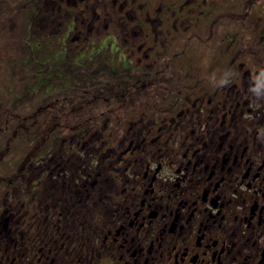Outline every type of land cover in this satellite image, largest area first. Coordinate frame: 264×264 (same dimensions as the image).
<instances>
[{"label": "flooded vegetation", "instance_id": "obj_1", "mask_svg": "<svg viewBox=\"0 0 264 264\" xmlns=\"http://www.w3.org/2000/svg\"><path fill=\"white\" fill-rule=\"evenodd\" d=\"M14 16L47 97L0 160V264H264V0Z\"/></svg>", "mask_w": 264, "mask_h": 264}, {"label": "trees", "instance_id": "obj_2", "mask_svg": "<svg viewBox=\"0 0 264 264\" xmlns=\"http://www.w3.org/2000/svg\"><path fill=\"white\" fill-rule=\"evenodd\" d=\"M18 11L20 8L13 5L14 14ZM37 65L33 50L27 46L24 25L19 23V19L14 16L11 27L5 22L0 24V160L20 163L23 156L27 155L24 152L25 144L33 143L37 136L36 127L27 126L24 119L25 114L36 109L34 105L37 102L33 101H38L29 91L32 90L40 99L47 97L42 92L44 78L42 82L38 79ZM7 74L11 75L10 81H18L20 86L26 80H29L31 85L25 91L13 87L9 89V93L6 88L10 85L6 81ZM5 81V86H2ZM3 94L7 95L6 99Z\"/></svg>", "mask_w": 264, "mask_h": 264}, {"label": "rangeland", "instance_id": "obj_3", "mask_svg": "<svg viewBox=\"0 0 264 264\" xmlns=\"http://www.w3.org/2000/svg\"><path fill=\"white\" fill-rule=\"evenodd\" d=\"M19 58H21V56H19ZM23 58V57H22ZM10 76L11 75H9V74H7V82H9V86L8 87H6L7 88V90H8V92L10 93L11 92V90H9V89H11V88H13V87H16V88H19V91H25L31 84H30V81L29 80H26V81H24L22 84H21V86H20V84H19V82L18 81H13V80H9V78H10ZM6 81L4 82V84L2 85V86H5V83H6ZM4 89V88H3ZM29 94L30 95H32V96H34V98L36 99L37 97H36V94H34V92L31 90V91H29ZM3 97L6 99L7 98V95L6 94H3ZM39 98V97H38ZM25 153H26V150L24 151Z\"/></svg>", "mask_w": 264, "mask_h": 264}]
</instances>
